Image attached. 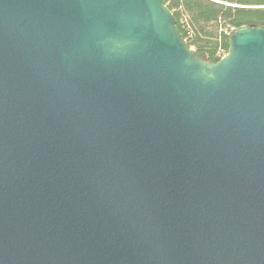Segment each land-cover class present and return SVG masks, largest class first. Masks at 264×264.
Returning a JSON list of instances; mask_svg holds the SVG:
<instances>
[{"label": "water", "instance_id": "obj_1", "mask_svg": "<svg viewBox=\"0 0 264 264\" xmlns=\"http://www.w3.org/2000/svg\"><path fill=\"white\" fill-rule=\"evenodd\" d=\"M164 1L0 0V264H264V27Z\"/></svg>", "mask_w": 264, "mask_h": 264}, {"label": "trees", "instance_id": "obj_2", "mask_svg": "<svg viewBox=\"0 0 264 264\" xmlns=\"http://www.w3.org/2000/svg\"><path fill=\"white\" fill-rule=\"evenodd\" d=\"M188 47L216 63L228 52V34L243 25L264 27V0H165Z\"/></svg>", "mask_w": 264, "mask_h": 264}, {"label": "built area", "instance_id": "obj_3", "mask_svg": "<svg viewBox=\"0 0 264 264\" xmlns=\"http://www.w3.org/2000/svg\"><path fill=\"white\" fill-rule=\"evenodd\" d=\"M223 56H225L223 53L219 54V58H222Z\"/></svg>", "mask_w": 264, "mask_h": 264}]
</instances>
